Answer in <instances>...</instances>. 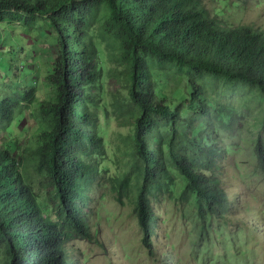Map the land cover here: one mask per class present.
<instances>
[{"label":"trees","instance_id":"obj_1","mask_svg":"<svg viewBox=\"0 0 264 264\" xmlns=\"http://www.w3.org/2000/svg\"><path fill=\"white\" fill-rule=\"evenodd\" d=\"M215 12L204 0H0V20L24 26L41 20L55 40L47 78L52 97L37 110L48 131L39 132V145L30 155L56 201L53 218L43 211L23 164L0 147V264H76L68 241L92 239L83 209L95 173L89 158L103 152L97 110L105 114L107 107L97 91L109 64L115 65L117 89L135 107L123 111V104L112 100L118 110L129 112L134 172L121 177L119 187L121 182L133 187L143 245L152 248L151 197L171 192V169L185 178L181 197L194 199L202 221L224 219L230 198L218 159L227 150L209 135L216 123L234 129L237 112L211 100L208 85L210 78L223 79L233 90L249 84L264 98V31L230 25L222 10ZM165 74L184 78L189 105L181 103L184 89L165 100ZM15 101H2L0 117H9ZM188 112L198 120L191 132L177 122ZM254 150L264 173L261 137ZM168 260L178 264L174 257Z\"/></svg>","mask_w":264,"mask_h":264},{"label":"rangeland","instance_id":"obj_2","mask_svg":"<svg viewBox=\"0 0 264 264\" xmlns=\"http://www.w3.org/2000/svg\"><path fill=\"white\" fill-rule=\"evenodd\" d=\"M204 4L212 15L216 9L222 10L221 17L230 25L264 31V0H204ZM48 31L41 20L29 26L0 20V104L16 100L9 117H0V147L9 149L14 160L23 164V174L32 182L43 211L54 218L53 190L42 173L33 169L38 160L30 155L39 145V132L47 130L37 110L52 97L47 78L53 71L55 40ZM117 32L123 33L119 27ZM114 68L106 65L107 72L99 82L102 89L97 91L104 99L101 106L107 107L105 114L93 108L100 119L103 141V152L89 158L95 173L83 209L93 236L68 241L72 260L76 264H172L168 258L174 257L178 264H264V173L254 150L255 140H264V98L257 88L241 84L233 90L219 78H210L208 85L211 100L237 112L234 129L216 123L209 135V141L215 140L218 148L227 150L218 159L221 184L230 198L224 219L202 221L194 199L181 197L185 178L171 169L175 180L171 192L151 197L155 224L149 250L142 243L133 187L125 182L119 187L121 177L134 172L128 116L135 107L117 89ZM185 86L178 74H165L161 79L165 100H172L174 92L184 89L187 97L181 101L183 107L189 105ZM113 99L129 112L118 110ZM177 122L190 131L198 120L188 112ZM45 143L41 145L45 147Z\"/></svg>","mask_w":264,"mask_h":264}]
</instances>
